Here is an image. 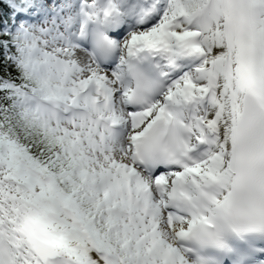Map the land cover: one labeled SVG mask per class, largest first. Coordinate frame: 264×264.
I'll return each instance as SVG.
<instances>
[{
	"label": "snow or ice",
	"instance_id": "1",
	"mask_svg": "<svg viewBox=\"0 0 264 264\" xmlns=\"http://www.w3.org/2000/svg\"><path fill=\"white\" fill-rule=\"evenodd\" d=\"M0 264H264V0H0Z\"/></svg>",
	"mask_w": 264,
	"mask_h": 264
}]
</instances>
